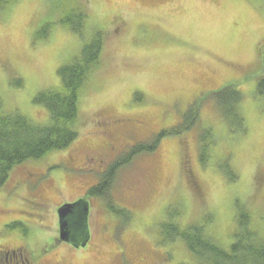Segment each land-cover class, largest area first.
<instances>
[{"label": "rangeland", "instance_id": "374dc122", "mask_svg": "<svg viewBox=\"0 0 264 264\" xmlns=\"http://www.w3.org/2000/svg\"><path fill=\"white\" fill-rule=\"evenodd\" d=\"M76 5L86 13L85 38L104 32L101 63L83 86L75 141L15 166L0 185V264H14L10 249L50 248L55 208L83 198L86 246H52L45 264H197L180 239L165 243L162 223L204 224L226 248L238 205L264 238V63L256 55L264 0H16L0 11V113L47 123L33 98L59 84L58 68L80 52L84 39L58 23L73 19ZM226 85L242 93L243 131L217 109ZM193 102L191 129L164 135L155 152L119 168L104 198L86 196L117 158L175 127ZM93 148L104 152L103 173L83 165ZM29 200L45 204L41 220Z\"/></svg>", "mask_w": 264, "mask_h": 264}, {"label": "trees", "instance_id": "16d2710c", "mask_svg": "<svg viewBox=\"0 0 264 264\" xmlns=\"http://www.w3.org/2000/svg\"><path fill=\"white\" fill-rule=\"evenodd\" d=\"M14 1L16 0H0V11ZM76 7L73 19L68 15L58 23L84 39L80 52L58 68L59 84L38 92L33 98L35 104L42 105L46 109L47 123H35L20 113H0V185L15 166L27 160H39L49 153L64 150L78 136L79 99L90 73L101 63L104 32L98 30L88 39L85 38L86 13L81 6L76 5ZM16 85L21 86V79H17ZM257 91L264 95V85L261 81L258 83ZM224 94L225 98L215 100L217 109L231 124H235L233 132L243 131L244 118L240 108L242 93L234 90L233 85H226L217 91L216 97ZM199 109L198 102H193L182 115L181 122L175 127L160 131L149 142L133 145L115 160L102 176L101 181L87 191L86 196L104 198L119 168L128 165L138 155L155 152L164 135L191 129L198 119ZM222 170L229 181L236 179L235 171L227 163ZM113 207L111 204V211L127 213L125 210H116ZM235 223L231 241L226 248L208 234L206 226L201 223H193L183 228L177 223L165 222L162 223V227L164 238L167 240L165 243L180 239L196 259L197 264H264V238L252 222V217L244 205L243 208L242 205H238ZM161 240L164 243L162 237Z\"/></svg>", "mask_w": 264, "mask_h": 264}, {"label": "flooded vegetation", "instance_id": "af4514ba", "mask_svg": "<svg viewBox=\"0 0 264 264\" xmlns=\"http://www.w3.org/2000/svg\"><path fill=\"white\" fill-rule=\"evenodd\" d=\"M263 51H264V39L259 43V46H258V48H257V50H256V55H257V60H258V63L261 65L262 63H264V56H262L263 54ZM264 69V68H263ZM259 73H256V74H252V75H258ZM104 147L105 148H107V146L106 145H104ZM90 151H92L91 152V155L92 156H88V155H86L85 157H84V159H85V161H84V163H83V165L85 166V167H87V166H89V165H93V167H94V170H96V171H99L100 173H103V166H104V162H103V155H104V152H102V151H97L96 149L94 150V148L92 149V150H90ZM72 163V162H71ZM99 169V170H98ZM73 201V200H72ZM74 201H75V199H74ZM29 202H30V207H31V209L34 211V213H37V214H39L40 213V215H37V214H35V216H36V218H37V220H41L40 218H41V215H43V213H44V210H45V204L43 203V202H39V201H35V200H29ZM88 202V204H90L89 203V201H87ZM72 203V202H71ZM63 204H65V202H63V203H61V204H59L56 208H55V214H56V218H57V232H56V236H54V243L51 245V247L52 246H56V245H65L66 247H69V248H72V249H81V248H83L84 246H86V243H85V245H79V246H77V247H79V248H77L76 246H74L72 243H68V242H63V241H60L59 240V234H58V216H57V210H58V208L60 207V206H62ZM88 213H89V208H88ZM30 217V219L29 220H31L30 222H28V223H31V224H35V223H33L34 221L31 219V216H29ZM87 220H88V218H87ZM89 239V238H88ZM50 247V248H51ZM76 247V248H75ZM50 248H48V247H45L44 249H42L39 253H37V254H34V253H31V252H29L27 249H25V248H15L16 250H17V254L15 253V250L14 249H10V252L12 253V262H14V264H45L46 262H47V255H45L44 254V252H49L50 251ZM5 255V256H4ZM4 257L5 259L4 260H6L7 258H6V256H7V253L6 252H2V250H0V258L1 257ZM99 258H100V256L98 257V260H99ZM10 259V258H9ZM59 259H62V258H59ZM4 260H2L1 259V262L3 261L4 262ZM41 263H40V262ZM62 261V260H61ZM57 263H58V260H57ZM60 263V262H59ZM129 264H141V263H139V262H134V260L133 259H131V258H129Z\"/></svg>", "mask_w": 264, "mask_h": 264}, {"label": "water", "instance_id": "95a60500", "mask_svg": "<svg viewBox=\"0 0 264 264\" xmlns=\"http://www.w3.org/2000/svg\"><path fill=\"white\" fill-rule=\"evenodd\" d=\"M89 204L85 199L65 203L57 210L59 240L83 246L89 238L87 229Z\"/></svg>", "mask_w": 264, "mask_h": 264}]
</instances>
